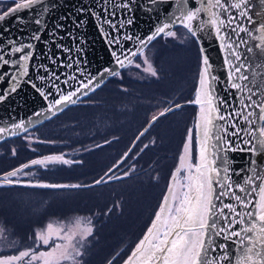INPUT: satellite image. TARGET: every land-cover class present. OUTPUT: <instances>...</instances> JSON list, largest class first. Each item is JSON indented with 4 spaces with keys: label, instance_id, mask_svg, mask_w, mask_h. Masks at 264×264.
Listing matches in <instances>:
<instances>
[{
    "label": "snow or ice",
    "instance_id": "6c2138e0",
    "mask_svg": "<svg viewBox=\"0 0 264 264\" xmlns=\"http://www.w3.org/2000/svg\"><path fill=\"white\" fill-rule=\"evenodd\" d=\"M151 3L156 4L157 0H151ZM172 3L174 10L164 23L146 38L136 37L139 46L135 50L123 47L122 41L133 39L121 33L125 22H119L117 27V22L112 19L117 16V10L129 7L128 0L113 4L111 8L108 7L109 0H99V10L78 9L80 13H91L99 20L101 31L105 25L111 29L106 36L114 46L111 55L119 69L135 67L153 77L158 76L157 69L144 52L150 42L158 37L177 38L175 26L183 28L188 37L197 41L202 35L213 32L228 53L225 57V63L229 66L226 83L230 90H234L228 98L215 91L219 77L213 74L208 55H202L194 98L187 101V104L198 106L195 126L187 130L166 192L146 232L134 247L124 258L121 256L123 250L117 252L107 264H116L118 259H122V264H264V166L258 159H251L252 167L248 174L242 182L236 181L232 175H240L244 169L235 172L232 168L234 161L229 156V153L240 151L253 157H264V71L255 70L264 68V64L252 62L257 56L264 57V19L253 18V15L260 14L251 12V0H172ZM12 4V7H0V21L13 15L21 19L18 15L20 12H31L40 6L39 18L35 19V23L41 28L31 37L32 41H39L40 33L47 27L43 17L50 10L45 0H12ZM126 23L131 24L132 20L128 19ZM67 35L71 37L72 33ZM253 36L258 41L254 46L245 38ZM7 45L9 47L0 44V69L9 67V71L0 72V80L8 77L10 83L5 94H0V101L17 90L29 76L30 70L37 73V81L50 85L46 90L36 81H28L48 101L47 112H62L68 105L82 103V97H88L90 91L99 88L107 76L123 78L120 70L113 67H106L97 75L87 73L86 69L80 67V58L71 56L72 49L62 44L56 45L60 52L49 58L53 65L59 62L61 68L72 69L70 73L58 74L48 65H35V45L32 42L9 39ZM241 46L245 49L244 53L240 51ZM204 51L201 48V52ZM64 53L69 55L58 59ZM73 81L78 86H73ZM183 106L172 103L158 115L152 116L148 127L136 139L139 141L160 117ZM12 128L24 133L28 131L25 121L13 124ZM6 131L8 129L0 127V139L4 138L2 134ZM8 134L15 136L18 133L11 131ZM24 139L28 137L25 135ZM194 142L195 162L192 151ZM105 143L111 141L106 140ZM148 147L149 144H145L140 152ZM138 154L129 148L120 161L91 185L33 184L30 180L25 181L23 177L33 175L31 169L34 166L47 168L50 164L78 163L67 159L63 153L47 155L0 173V187L90 188L131 175L135 170L134 164L129 165V170L121 176H115L113 170H119ZM12 155H16L15 149H12ZM257 192L258 199L252 195ZM5 232L6 229L0 225V244L7 242ZM94 235L95 225L91 216L53 218L33 230L28 247L17 248L16 242L12 241L10 246L15 249L14 254H0V264H79L86 242Z\"/></svg>",
    "mask_w": 264,
    "mask_h": 264
},
{
    "label": "rangeland",
    "instance_id": "374dc122",
    "mask_svg": "<svg viewBox=\"0 0 264 264\" xmlns=\"http://www.w3.org/2000/svg\"><path fill=\"white\" fill-rule=\"evenodd\" d=\"M11 4L12 0H0V7L7 8ZM177 39H182L184 42V38L180 34H177ZM184 44H187V42ZM155 50L158 52L157 46H154L149 52L144 51L150 62ZM166 53L164 55L165 61L170 67L173 69L177 65L181 67V70L174 75V83L176 85L177 83L181 84L182 88L185 89L186 95L189 96L195 77H193L194 65H196L198 59L196 50L191 43H188L185 47L181 46L178 51L174 49L173 52ZM131 73L132 70L127 75L132 77ZM173 81L168 77L163 82V85L166 86L164 89L167 91L165 95L169 94L171 97L175 95V90L171 87ZM115 83V81L111 80L101 91L91 96L89 101H87L88 103L86 102L82 107L87 112L86 108L93 103L98 105L97 103L104 99H107L108 103L107 106L88 108L89 112L82 114L87 115V121L91 125L93 124L90 128L93 129L95 127L94 123L99 127V132H96L94 140L89 135L92 129L86 132L88 135L86 139H83L87 140L88 156H86L85 148L82 145V147H79L80 150L78 152H71V156L78 153L77 157L65 155L67 159L78 161V163L65 165V167L63 164H50L56 165L59 167L58 169H66L71 176L73 175V178L60 180L57 176L50 175V177H45L44 172L40 171L41 173H39V170L43 167L37 166L38 168L31 170L33 175L23 177L25 181L30 180L33 184H93L94 180L103 176L109 168L122 159L123 154L129 148L133 147L128 145L136 132L140 130L142 132L145 127H148L152 116L158 115L165 107H168L162 101V94L153 93L152 100L154 102L150 109L144 108L145 105H139L140 108L138 110L140 111L137 112L138 116H136L139 125L136 129L132 131L129 127H125L120 131L118 126L116 127V123H119L122 119L125 120L124 124L126 126L128 125L127 123H131V115H135L132 112L136 106L134 110H131V102L128 96L123 98L126 104L122 109L117 106L120 103V95L115 90V88L117 89ZM185 110L175 112V115H170L166 117L167 119L161 120L157 127L158 130H155L151 134L152 136L149 135L141 145L139 143L136 145L134 152L139 153L145 142L147 144L152 141L157 142V138H160L164 141L160 145L165 150L160 151L163 156L159 157L155 162H152L155 159L152 157L151 162L143 159L142 165L138 164L137 161L128 163L125 171L129 170V165H135V170L128 177H124L121 180L113 179L100 186L96 185L91 189L84 190L15 185L8 187L4 191L5 193L0 192V225L6 229L5 235L8 238L7 242L0 244V249H9L12 241L18 242L16 238L25 239V236H28L25 234L27 231L41 227L50 219H66L79 215L91 216L95 225L94 238H90L86 242L83 249L84 255L80 259L79 264H107V261L116 255L117 252L124 251L133 238L138 237L139 240L140 235L143 236L151 223L153 214L159 205L157 201L160 203L162 196L166 192L170 176L177 165V159L183 147L187 130L195 126V122L193 123L192 121L193 117L191 118L188 110ZM120 112L123 114H120ZM70 115L74 114H69L68 111L61 116L64 119H68ZM194 121H196V118ZM66 123L59 122L61 124L60 127L62 128ZM66 126H69V124H66ZM130 132H133L134 136L128 139L124 147L123 140L118 135H127ZM34 140L35 138L33 137L29 138L27 143L24 140H18L1 146L0 158L6 161L4 165L6 170L0 171V173L10 171L32 159H39L47 155H59L65 151L64 146L56 147L47 153L28 158L26 162L18 163L15 167H9L14 161L17 162L16 160L20 159L21 156L25 159L30 155L27 151H32L30 141ZM106 140L111 141V143L103 142ZM96 145H100V147H96ZM12 149L16 150V155H12ZM192 151L193 162H195V142ZM153 152L155 151L153 150ZM91 162L92 165H88ZM140 166L142 167L141 170H146V172L135 174L134 172L139 170ZM113 173L121 176L123 173L122 168L119 170L114 169ZM147 179H149V185L146 184ZM18 186L24 189H17ZM3 187L6 188L5 186ZM177 192L179 194V189H177ZM110 208L112 209L111 212L108 211Z\"/></svg>",
    "mask_w": 264,
    "mask_h": 264
},
{
    "label": "water",
    "instance_id": "95a60500",
    "mask_svg": "<svg viewBox=\"0 0 264 264\" xmlns=\"http://www.w3.org/2000/svg\"><path fill=\"white\" fill-rule=\"evenodd\" d=\"M49 6V12L46 13L43 19L46 21L47 27L40 33L39 41H32L31 37L33 33H36L41 26L35 23V19L39 18L40 6H37L33 11L24 10L18 15L21 19H17L15 15L0 21V44L7 45L9 39H16L22 42H32L35 45V53L33 62L35 65L45 64L48 65L53 71L58 74L61 72L70 73L72 69L61 68L59 62L53 65L51 56H56L60 52V49L56 47L57 44H62L72 49L70 53L73 57L80 58V67L86 69L87 73L97 75L102 69L106 67H113L119 69L118 65L113 63V57L111 55L112 48L109 41V37L106 36L111 31L108 26H104L103 31L100 28V21L97 20L91 13H80L78 9L81 7L86 9L99 10V0H45ZM122 0H109L108 7H112L113 4H120ZM253 14L259 13L260 15H253L256 20L264 19V3L261 0H251ZM129 7L127 9L117 10L118 14L112 19L117 22H125V26L121 29V33L125 36H132V40L122 41L125 49L131 48L135 50L138 47L136 37L142 39L146 38L151 32H153L159 25L164 23L168 19V14L174 10V4L172 0H157L156 4H152L151 0H128ZM11 5L9 7H12ZM115 10V9H114ZM103 15V13H101ZM67 17V19H64ZM132 20L131 24H127L126 21ZM80 22V23H77ZM57 25H63V27H56ZM179 26H175L177 28ZM71 32L72 36L69 37L67 33ZM244 35V34H241ZM160 38V37H158ZM156 38L155 40H157ZM254 46L258 41L253 37H245ZM153 40L147 46L154 43ZM195 40V39H194ZM198 44L199 52L202 55L206 54L209 57L210 63L213 65V74L219 77L218 83L215 85V91L222 97L228 98L230 92L234 90L229 89V85L226 83L228 79V65L225 63V57L228 55L227 51L221 47L220 41L215 37L213 32L208 35H202L199 41L195 40ZM145 48V49H147ZM201 48L205 51L201 52ZM144 49V50H145ZM240 51L245 52L243 46ZM254 51H258L255 50ZM246 55H251L247 54ZM69 54L64 53L60 58H65ZM123 59V57H121ZM253 64H264V57H255L252 60ZM256 71H264V68L255 69ZM9 71L8 66H4L0 69V72ZM43 74V73H41ZM37 73L30 70L29 76L21 82L19 87L14 93L6 95V99L0 101V127L8 129L3 133V139H0V144L8 139H13L16 136L24 135L26 133L20 129H13L12 125L25 121V127L28 131L34 129L40 124L53 119L68 109L72 105H68L62 112H47L48 101H45L40 93L32 87L28 81H36L38 86H44L47 90L50 85L43 81L36 80ZM112 76H107L104 80L103 86L110 80ZM259 79V78H258ZM10 80L5 77L4 80H0V94H5V90L9 88ZM73 86H78L73 81ZM96 88L94 91H90L88 97L101 88ZM63 87V85H62ZM87 97H82V100ZM51 100V97H49ZM79 103V102H78ZM40 112L41 115L37 116L36 113ZM47 117V118H45ZM16 131L18 134L11 136L8 133ZM27 131V132H28ZM230 158L234 161L232 168L235 172H239L240 169H244L240 175H232V179L241 181L243 177L248 174L249 169L252 167L250 160L253 158L258 159L261 162V166H264V157H253L247 152H234L229 153ZM258 199L259 193L252 194ZM223 242V241H221Z\"/></svg>",
    "mask_w": 264,
    "mask_h": 264
},
{
    "label": "flooded vegetation",
    "instance_id": "af4514ba",
    "mask_svg": "<svg viewBox=\"0 0 264 264\" xmlns=\"http://www.w3.org/2000/svg\"><path fill=\"white\" fill-rule=\"evenodd\" d=\"M146 51V50H144ZM139 62V61H137ZM132 70V77H130L129 75H127V73H129ZM135 72V73H133ZM136 74V75H135ZM121 76L123 77L122 79L120 77H112L113 81H115L117 89L115 88L116 92L119 93L120 95V103L117 106L119 108H123L126 104V101L123 99L125 96L129 97V100L131 102V110H134V107L136 106L138 108L139 104L144 103L146 101L147 105L153 104V100L151 97H149L147 94L145 96H143L142 91H138V88L140 85H144V83L151 81V75H149L148 73H144L141 70L136 69L135 67L131 68H126V69H122L121 71ZM111 80V79H110ZM104 84L107 85L109 83V81ZM103 85V86H104ZM93 96L92 94L83 99V102H79L75 105L70 106L68 109L69 114L73 113L74 115H70L68 119H64L62 118L61 115H64L65 113H67L68 111H66L64 113V111L60 114H58L57 117L48 120L47 122L38 125L37 127H35L34 129L28 131L26 134L24 135H20L19 137L21 139H23L26 143L28 142L29 138H35L34 141H30L32 144L31 149L36 151V154L41 155L45 152V150H50L52 151V149L56 148V147H60V146H64L65 147V155L66 156H71V152H78L80 150L79 147H82V145H85L87 143L85 142H79L77 141L78 139H86L87 137V131L89 129H92L90 127L93 126V124L91 125L89 123V121H87V115H82L84 113L89 112L88 108L91 107H98V106H107V103L105 101H107V99H104L103 101L101 100L100 103H97L98 105H96V103L91 104V106H89L87 109V112L85 109H82L83 105L86 104L87 101H89L90 97ZM181 98L185 99V100H180ZM194 98V94L190 93L189 96L186 95L185 90L182 92H178V94H175L174 96H169V94L167 95H163L162 96V101L165 103H169L168 107L172 104V103H179L181 105L185 106H189L191 104H187V101L192 100ZM189 99V100H186ZM142 101V102H140ZM88 103V102H87ZM196 106V105H195ZM198 108V106H196ZM82 109V110H81ZM84 110V111H83ZM183 110L182 108L174 110L173 112H178ZM135 115H131V123H127L128 125L126 126L124 124L125 120H121L119 123H116V125L118 126L119 130L121 131L122 129H124L125 127H129L130 130L134 131L136 129V127L139 125L138 124V120L136 118V116H138V113L136 112V108L135 110L132 112ZM171 113V112H170ZM81 114V116H80ZM120 114H123L122 112H120ZM168 114V113H167ZM165 114V115H167ZM62 122H67L66 124H69V126L63 125L62 128L60 127ZM85 124V126L87 127V131H84V128L82 129L81 127H83V125ZM154 124V123H153ZM94 126H97L96 123H94ZM144 130V129H143ZM97 131L92 129L90 137L91 139L94 140V134ZM136 132V131H135ZM141 130L138 131L136 133V135L134 136L133 132H130V134L127 135H118L119 138H121L123 141V146L125 147L126 143L128 142V139L131 138L132 136H134V138L132 139V141L129 143V147L133 146L132 149L134 151V149L136 148V145L139 143V145L142 144V142H144V140L141 138L139 141L136 140L138 134H140ZM132 133V134H131ZM27 136L28 139H24V136ZM18 137V136H17ZM105 142V141H103ZM144 144H147L146 142ZM149 144V143H148ZM55 153V152H53ZM63 153V154H64ZM77 154H73L71 157H77ZM137 158V156H136ZM133 157V159L129 160L126 164H124L122 168V172L125 171L126 169V165L128 163H133L135 161V159ZM81 164V163H79ZM65 167V165H63ZM69 168V166H67ZM38 168L37 166H34L32 169H36ZM59 167H57L56 165H50V167L48 168H41L39 170V173L44 172L43 174L45 175V177H50L51 176H59L61 169H58ZM31 169V170H32ZM124 170V171H123ZM41 171V172H40ZM114 175H116L115 173H113ZM42 175V174H39ZM117 176V175H116ZM44 177V176H43ZM15 186V185H14ZM7 187V186H5ZM36 229V228H34ZM31 229V231H27L25 234L28 235V237H30L33 233V230ZM27 237V236H26ZM15 251H11L9 254H3V255H12L14 254ZM116 264H122L121 259H118L116 261Z\"/></svg>",
    "mask_w": 264,
    "mask_h": 264
},
{
    "label": "trees",
    "instance_id": "16d2710c",
    "mask_svg": "<svg viewBox=\"0 0 264 264\" xmlns=\"http://www.w3.org/2000/svg\"><path fill=\"white\" fill-rule=\"evenodd\" d=\"M11 5H13V4H11ZM11 5H9V6H11ZM175 31L177 32V34H180L184 38L183 39L184 42L182 41V39H177V38L173 39V38H168V37H160L157 40H155L154 43H152L151 45H149V47L146 49V51L149 52V51H151V49L154 48V46H157V48H158V52L155 50L154 55L151 56V57H153L152 60H151V63L157 69L158 76H156V77L151 76V78H150L151 81L146 82V83H144V85H140L139 86L138 91H142L143 96H144V99H145L146 94L149 97L152 98L153 93H156V92L159 93V94H162V96L165 95V93L167 91H165V89H164L166 86L163 85V82L166 81V79H168V77H169L170 80H174L173 81V85L171 87H172L173 90H175V94H178V92H182V91L185 90L184 88H182V85L181 84H178L177 83V85H176L174 83L175 82L174 75H176L181 70V67L179 65L175 66V69H173L172 67H170V65L166 63L164 55H165L166 52H171V51L173 52L174 49L178 51L179 49H181V46H184L185 47V46H187L188 43H191L192 44V46L196 50V54L198 55V59H197L196 65H194L195 68H194V72H193L194 73L193 74V77L195 76L196 78L194 77V81H193L192 87H191V89L189 91L190 93H193V94L195 92V88H196V85H197L199 72H200V69H201V55H200V52H199V47H198V44H196L194 38H191V37H188L187 36L186 31L183 28L177 27V28H175ZM186 42H187V44H184ZM131 68H133V67H131ZM112 79L113 78H111V80ZM111 80L109 81V83L111 82ZM105 86L106 85L102 86L101 89L103 87H105ZM188 88H189V86H188ZM101 89L95 91L92 95L97 94L99 91H101ZM190 93H189V95H190ZM180 100H185V99L181 98ZM186 100H189V99H186ZM105 102L107 103V101H105ZM140 102H142V101H140ZM139 105H142V106L145 105L144 108L147 107V109H150L151 106H152V104L147 105L146 104V101L144 103H142V104L140 103ZM166 105H169V103L167 102ZM138 108H140V107L138 106ZM138 108L136 107V112H139L140 111V110H138ZM182 109H184V110L186 109L185 111L188 110L189 114L191 115V118L193 117L192 121L194 123L195 122L194 119L196 118V115H197V112H198V108L195 105H189V106L182 107ZM68 110L69 109H66L64 111V113L66 111H68ZM170 115H175V112H171V113H168L167 115H165L163 117H160L158 119V121L154 122V124L151 126V128L146 133V135L142 137V139L145 140L149 135L153 134L155 132V130H158L157 127L160 124L161 120L167 119L166 117H168ZM116 127H117V125H116ZM81 128L82 129L84 128V131L83 132H86L87 131V127L85 126V124ZM93 129L96 130L97 132H99V127L98 126H95ZM95 135H96V133L94 134V139H95ZM157 139H158L157 142H155V143H149V147L148 148L144 149V151H142V152H139V154L137 155V158L135 159L134 162L137 161L138 164H141L142 165L143 159H147V161L149 160V162H151V160L153 158H155L152 161V162H155L157 159H159V157L163 156L162 152H160V151L161 150H165V148L162 149L163 146L160 145V144L163 143L164 141H162L160 138H157ZM18 140H23V139H21L19 136L18 137H15L13 139H8L5 142L1 143L0 144V147L3 146V145H5L6 143H12V142H16ZM77 141H79L80 143L81 142H85V143L87 142V140H83V139H81V140L78 139ZM83 146H84L83 148H85V149H87V147H88V145L86 146V144L83 145ZM153 150L155 152H153ZM49 151L48 150H45V152H49ZM27 152L30 154V155H28L27 158L23 159V157L21 156L20 159L16 160L17 162H15V161H14V163L12 162L13 164H11V166H9V167H13V166L15 167V166L18 165V163L26 162V160L28 158H32V157L38 156V154H39V153L36 154V151L35 150H32L30 152L27 151ZM85 152H86V156H88V151H85ZM144 156H145V158H144ZM5 162L6 161H4V160H2L0 158V168H1L0 171L6 170L5 167H4V165L6 164ZM15 163H17V164H15ZM1 165H2V167H1ZM88 165L91 166L92 165V162L89 163ZM87 169H88V166H87ZM141 169H142V167L139 170L135 171L134 173L135 174H138V173H144V172H146V170H141ZM57 177H59L60 180L61 179H72L73 178V175L71 176L70 173L66 169L63 168V169H61V172H60L59 176H57ZM134 179H136V178H134ZM146 181H147L146 184L149 185V179H147ZM102 184H104V183H102ZM100 185H98V186H100ZM8 187H10V186H7L6 188H4V187L1 188L0 187V192L5 193L4 191L7 190ZM93 187H90V188H66V189H68V190H73V189L84 190V189H91ZM22 188L23 187H20V186L17 187V189H22ZM11 189H13V188H11ZM157 204H159L158 201H157ZM95 223H96V221H95ZM32 228H33V226H32ZM141 236L142 235H140V238H141ZM16 239L18 241L16 243L17 244L16 245L17 248H26V247H28L31 244V240L29 239L28 236L27 237L25 236V239H23L21 237H20V239L19 238H16ZM137 241H138V237L137 238H133L130 241V243L127 245L126 249L121 253L122 258H124L125 257V254L132 247H134V245H135V243ZM11 251H15V249L10 246L9 249H7V250L6 249H2V252H0V254H9ZM121 262H122V259H121Z\"/></svg>",
    "mask_w": 264,
    "mask_h": 264
}]
</instances>
